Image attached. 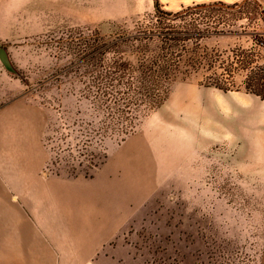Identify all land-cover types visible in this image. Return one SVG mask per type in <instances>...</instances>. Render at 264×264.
<instances>
[{
    "label": "rangeland",
    "instance_id": "obj_1",
    "mask_svg": "<svg viewBox=\"0 0 264 264\" xmlns=\"http://www.w3.org/2000/svg\"><path fill=\"white\" fill-rule=\"evenodd\" d=\"M9 3L0 0V41L24 78L8 73L0 61V108L26 97L50 110L44 141L52 151V170L88 175L108 154L102 171L117 174L123 142L132 134L146 138L141 141L145 169L130 173L131 195L125 206L131 215L125 216V226L130 227L124 237L127 244L119 247V264H264V172L236 169L234 147L226 143L194 148L187 96L209 87L198 77L176 81L165 103L124 139L110 134L95 143L86 131L90 127L76 124L77 112L90 111L89 104L79 99L76 74L61 75L73 55L60 41L80 30L91 34L98 29L104 35L133 30L154 9L109 16L103 14L102 0H66L65 5L27 0L16 10ZM262 10L264 3L259 0L228 9L238 15L227 18L226 28L234 32L213 36L208 44L252 48L264 63ZM14 25L27 31L7 32ZM244 79L245 72L237 74L238 84L230 91L248 92Z\"/></svg>",
    "mask_w": 264,
    "mask_h": 264
},
{
    "label": "crops",
    "instance_id": "obj_2",
    "mask_svg": "<svg viewBox=\"0 0 264 264\" xmlns=\"http://www.w3.org/2000/svg\"><path fill=\"white\" fill-rule=\"evenodd\" d=\"M43 1L65 5L66 0ZM102 1L103 14L109 16L152 11L155 5V0ZM214 1L241 0H159L174 11ZM26 2L10 0L9 8L21 9ZM2 13L0 4V20ZM26 31L20 25L7 30ZM49 111L26 97L0 108V264H119V247L127 244L130 227L125 226V216H131L125 207L131 195L130 173L145 169L141 141L146 138L132 134L123 142L117 174L102 171L108 154L88 175L56 172L44 141ZM187 117L194 148L226 143L234 147L236 169L264 172V98L208 87L188 94ZM139 179L137 175L135 182Z\"/></svg>",
    "mask_w": 264,
    "mask_h": 264
},
{
    "label": "trees",
    "instance_id": "obj_3",
    "mask_svg": "<svg viewBox=\"0 0 264 264\" xmlns=\"http://www.w3.org/2000/svg\"><path fill=\"white\" fill-rule=\"evenodd\" d=\"M247 1L193 3L174 11L155 0L154 11L140 18L133 30L110 35L80 30L60 41L73 55L61 75L76 74L79 99L89 104L88 113L77 112L76 124L89 126L86 131L95 143L110 134L124 139L165 103L176 81L192 77L228 92L238 84L236 75L245 72L244 88L264 98V63L252 48L208 44L213 36L234 32L226 28L227 18L238 15L228 9ZM261 16L264 20V10Z\"/></svg>",
    "mask_w": 264,
    "mask_h": 264
},
{
    "label": "water",
    "instance_id": "obj_4",
    "mask_svg": "<svg viewBox=\"0 0 264 264\" xmlns=\"http://www.w3.org/2000/svg\"><path fill=\"white\" fill-rule=\"evenodd\" d=\"M0 61L8 73L24 78L20 70L14 64L8 48L0 41Z\"/></svg>",
    "mask_w": 264,
    "mask_h": 264
}]
</instances>
